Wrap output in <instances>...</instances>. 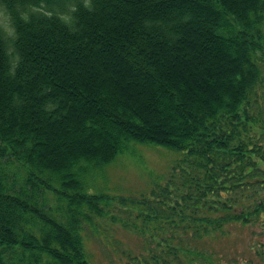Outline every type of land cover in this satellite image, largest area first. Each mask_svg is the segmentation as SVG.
Wrapping results in <instances>:
<instances>
[{
    "label": "trees",
    "instance_id": "1",
    "mask_svg": "<svg viewBox=\"0 0 264 264\" xmlns=\"http://www.w3.org/2000/svg\"><path fill=\"white\" fill-rule=\"evenodd\" d=\"M0 13V264H94L88 240L112 247L109 264H215L202 245L231 222L257 225L264 249V0H0ZM198 38L227 65L219 81L200 68L199 93L165 78ZM95 54L155 85V123L76 79L72 62ZM59 129L103 143L48 157L68 144ZM135 144L179 154L147 195L115 197L139 254L98 236L106 194L90 189Z\"/></svg>",
    "mask_w": 264,
    "mask_h": 264
},
{
    "label": "rangeland",
    "instance_id": "2",
    "mask_svg": "<svg viewBox=\"0 0 264 264\" xmlns=\"http://www.w3.org/2000/svg\"><path fill=\"white\" fill-rule=\"evenodd\" d=\"M232 1L239 2L240 0ZM119 15L123 16L122 14ZM0 21L6 29L9 28L8 22L2 13H0ZM111 21L113 24H117V20ZM201 47L199 38L196 41H193V39L189 41L188 46L184 50L186 55L183 53L181 58L173 61L177 65L171 63L173 70L170 71L171 73L165 74V78H174L175 80L180 74L183 77L187 76L186 78H189V86H193V89L199 93V89L204 84L202 83L201 76L197 74L196 77L195 73H199L200 68L210 64L213 65V72L217 74L215 77L216 81H219L218 71L221 67L227 65L223 62V59L201 51ZM82 61H86L87 63ZM115 61L110 54H95L85 59L74 60L71 68L73 69V73H77L76 79L81 80V83H92L91 87L105 86L111 91L114 100H118L120 97L129 107L138 108L146 116L147 123H155L159 116L153 109L155 104L152 103L151 98L155 85L148 80H143L130 69L121 66ZM192 77L195 78L194 81L191 80ZM108 80L111 82H108ZM109 103L111 104V102ZM109 103H106L107 107L110 106ZM81 112L85 111L79 110L77 114H81ZM76 123L73 124L72 122L71 126H75ZM54 134L57 136L65 134V140L68 144L66 147H61L54 145V143V146L49 143L47 147L49 149L47 153L48 157L65 150H73L82 145L87 147L94 141H99L100 144L103 143L100 137L90 140L89 143L86 142L88 137H85V142L79 144L80 138L76 136L77 133L72 134L71 132L70 134L64 132L63 129L55 130ZM131 151L133 154L124 153L118 155L102 171L95 172L90 189H92L91 192L101 191L106 194L102 202L105 205L101 206H103V210L107 213V216L94 218L96 226L99 227L100 231L98 236L104 241L116 242L121 249L128 250L132 254H139L146 246L145 241L140 235L121 227L118 220L124 219L126 213H124V208L119 205L118 199L115 197L119 196V194L124 196L134 195V197H138L140 193L147 195L154 181L166 174L173 160L178 158L179 154L160 146L143 144L133 145ZM128 209L131 211L132 216L137 210L134 206H129ZM141 211H145L144 205H141L139 212ZM110 216H114L115 218L113 219ZM255 232H259L257 225H242L231 222L225 226L223 233L213 234L205 240L204 244L206 247L203 245L202 247L213 253L215 264H264V249L260 245L256 249L258 238L253 235ZM260 241L264 244V236H260ZM87 248L93 256L94 264H109V257L117 260L110 245L106 249L102 248L106 254L101 251L98 245L93 244L89 240Z\"/></svg>",
    "mask_w": 264,
    "mask_h": 264
},
{
    "label": "clouds",
    "instance_id": "3",
    "mask_svg": "<svg viewBox=\"0 0 264 264\" xmlns=\"http://www.w3.org/2000/svg\"><path fill=\"white\" fill-rule=\"evenodd\" d=\"M23 18L26 20L27 19V16H25ZM11 34H12L11 32L8 33V35H11Z\"/></svg>",
    "mask_w": 264,
    "mask_h": 264
}]
</instances>
